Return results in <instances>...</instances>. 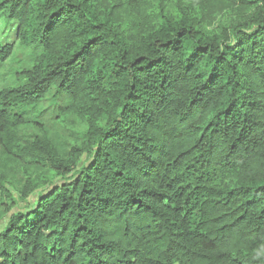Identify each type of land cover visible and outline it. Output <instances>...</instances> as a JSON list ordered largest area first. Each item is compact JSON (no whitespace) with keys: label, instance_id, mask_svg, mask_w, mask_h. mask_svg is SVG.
<instances>
[{"label":"trees","instance_id":"obj_1","mask_svg":"<svg viewBox=\"0 0 264 264\" xmlns=\"http://www.w3.org/2000/svg\"><path fill=\"white\" fill-rule=\"evenodd\" d=\"M0 16L31 50L0 91V264H264V0Z\"/></svg>","mask_w":264,"mask_h":264},{"label":"rangeland","instance_id":"obj_2","mask_svg":"<svg viewBox=\"0 0 264 264\" xmlns=\"http://www.w3.org/2000/svg\"><path fill=\"white\" fill-rule=\"evenodd\" d=\"M171 5H174V2ZM0 45H7L12 48L10 57L4 63L0 64L1 91L15 88L23 83L24 79L20 73L30 66L31 50L28 47L19 45L16 22L7 20L4 16H0ZM60 128L61 126L54 125L53 127H50V130L57 131L63 138L68 140L72 139V136H70L69 133L73 135V133L77 131V127L73 123H66L63 129ZM31 131L32 129H28L26 132L31 133ZM20 176L21 172H18L15 175V178L18 179ZM30 201H32V199ZM7 204L11 205L12 203L8 200ZM22 206L23 205L20 204V207ZM6 208V206L0 208V229L3 228L7 220L6 215H3Z\"/></svg>","mask_w":264,"mask_h":264}]
</instances>
